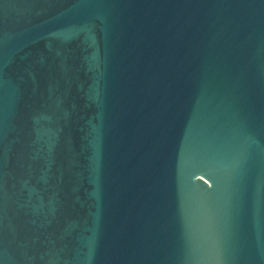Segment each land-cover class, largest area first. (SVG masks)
Instances as JSON below:
<instances>
[{"label": "water", "instance_id": "obj_1", "mask_svg": "<svg viewBox=\"0 0 264 264\" xmlns=\"http://www.w3.org/2000/svg\"><path fill=\"white\" fill-rule=\"evenodd\" d=\"M0 264H264V0H0Z\"/></svg>", "mask_w": 264, "mask_h": 264}]
</instances>
